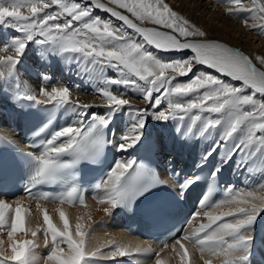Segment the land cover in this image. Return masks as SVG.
Wrapping results in <instances>:
<instances>
[{
	"label": "snow or ice",
	"instance_id": "1",
	"mask_svg": "<svg viewBox=\"0 0 264 264\" xmlns=\"http://www.w3.org/2000/svg\"><path fill=\"white\" fill-rule=\"evenodd\" d=\"M219 2L232 5L226 9L227 15L264 35V0ZM0 26L18 33L0 45V86L11 84L14 99L21 106L25 102L50 106L52 116L33 133L34 138H44L30 144L31 151L25 152L14 140L0 136V143L17 147L33 165L25 196L86 207L87 189L78 183L77 172L82 162L99 163L108 145H115L121 153L136 147L144 140L150 119L174 121L182 138L194 133L214 138L211 151L203 157L205 162L219 149L222 163L239 157L238 170H246L253 179L260 177L243 190L228 186L223 189V198L214 201L215 176L220 168L212 173L213 183L186 224L198 217L207 222H201L190 234L182 231L170 238L179 264H194L185 241L199 251L203 264H212L206 253L223 257V264H250L254 226L264 215V194H258L264 193V55L251 56L210 38L166 0H0ZM31 43L38 46L42 63L50 64L59 57L67 69L75 66L84 78L95 81L91 94L100 96L103 103H80L79 97L73 98V89L79 92V85L56 86L58 82L53 84L46 72L40 74L37 92L18 70ZM201 66L212 71L201 70ZM130 93L146 106L134 105ZM62 109L74 119L45 135ZM94 109L105 111L101 114ZM121 112H126L130 121L117 140L110 125ZM198 179L192 176L178 184V197L182 199ZM165 184L166 180L151 172L148 164L121 158L93 190L104 191L95 198L106 205L102 211L111 217L117 208L131 209L140 197ZM47 186L58 190H43ZM225 205L227 210L218 214L207 210ZM58 212L62 229L46 209L43 225L33 229L26 226L29 210L22 198L10 203L0 197V235L6 234L9 242L3 247L5 241L0 240V264H99L101 259L145 254H152L155 264H168L160 258L169 247L167 241L159 251L114 239L89 250L83 217L78 218L74 236L63 208ZM91 218L89 214L88 220ZM41 230L47 249L43 258L35 239H16L21 232L35 238Z\"/></svg>",
	"mask_w": 264,
	"mask_h": 264
},
{
	"label": "bare ground",
	"instance_id": "2",
	"mask_svg": "<svg viewBox=\"0 0 264 264\" xmlns=\"http://www.w3.org/2000/svg\"><path fill=\"white\" fill-rule=\"evenodd\" d=\"M174 9L180 12L186 18H189L193 23H196L198 26L203 28L210 38H215L220 40L221 42L227 43L230 46L239 48L243 50L246 54L251 56H255L257 54L264 55V35L259 34L256 31L249 30L243 25L241 19L236 18L234 16H229L226 14V9L232 5L228 3H221L219 0H166ZM245 6H248L245 4ZM24 12L27 11L26 9L23 10ZM26 14V12H25ZM98 14L104 17L105 19L108 18L107 14L99 11ZM147 26L151 27V24ZM8 28H3L0 26V45L4 42L10 41L8 39ZM18 35V33H16ZM37 45L35 43H31L29 45L28 50L26 51L24 57L21 60V63L18 65V70L20 76L23 80L28 81L38 92L39 87L37 84L41 82L40 74L42 72H46L50 77L51 81L54 80H61L68 84H76L80 86V91L77 92L73 89V98L79 97L80 103H90V104H101L103 103L102 98L100 96L91 94L93 91L95 81L90 82L89 79L84 78L73 66L71 70L65 67L64 62L61 58H53L52 61H57V67L51 69L52 66L54 67V63L52 61L50 64H46L47 70L43 69L45 65L42 63L37 54ZM3 54V53H0ZM52 64V65H51ZM201 70L205 71H212L207 69L205 66H201ZM77 73V74H75ZM113 74V73H112ZM56 82V81H55ZM59 83V82H58ZM57 83V84H58ZM63 83V82H62ZM54 84V83H53ZM62 85V84H61ZM58 85V86H61ZM0 108H9L10 106L14 105V107L21 106L20 103L14 99V92L13 86L11 84L5 86H0ZM90 91V92H89ZM131 98V102L138 106L143 107L144 105L141 103L142 101L137 99L135 95L129 94ZM98 111V109H94ZM100 112V111H99ZM74 116L67 110H63L62 116L60 117L59 121L56 123L54 130L59 129L60 127H64L67 124H70ZM15 121L19 123L18 114H10L6 113L3 110H0V123L3 125L4 131L13 139L21 140V136L19 133V129L15 127H8V124ZM130 121V117L127 115L126 112H121V114L116 119V125L114 133L116 134V139L118 140L119 135L126 130ZM151 122V121H150ZM172 124V123H171ZM148 132L145 131V137H152L156 140L159 150L161 151V146L168 148L167 151L172 153L173 155H179L183 161H193L199 162L203 159L204 155L211 151L212 144L214 143V138L210 137L206 140V147H203V138L200 137L198 134L194 133L190 139L194 140L196 138L195 143L193 145H187L184 148L182 145H178L177 143L173 146H169L168 137L166 134L170 131V128L163 126L161 123H150L148 122ZM172 126V125H171ZM111 129V125H110ZM152 129V130H151ZM175 130V129H174ZM112 131V130H111ZM175 133V131H173ZM179 139V138H178ZM161 140H163L161 142ZM179 143V142H178ZM186 145V144H185ZM114 146L115 153H116V161L117 159H131L132 158V151L134 148L130 149L127 152L121 153L117 150L116 146ZM161 154V153H160ZM169 155V154H168ZM176 156L173 159V164L177 165L175 160ZM213 156V164L215 168H224L228 167V186H235L238 189H245V186L251 183L257 182L260 177L256 175V178H252L249 176L246 170L240 169L238 170L237 164L239 163V157H233L227 163H222L223 157L219 149L216 150L212 154ZM169 160V159H168ZM115 161V162H116ZM163 174H166V170H162ZM231 179V180H229ZM264 194V193H258ZM104 195V191L100 193V196ZM11 203L13 199H8ZM41 206L39 209L37 208V204ZM87 206H68V205H50L42 202H31L30 200L23 199V206L29 210V214L27 216V227L36 228L37 225H43V210H47L50 217L52 218L53 222L56 226L60 229L63 228V222L60 219L58 209L63 208L65 213L68 216L71 231L73 232L74 236L76 234V224L78 222V218L83 217V222L87 226L88 229V236L86 238L87 248L89 250L95 248L99 244H103L108 240H116L117 242H122L127 244L131 242L133 245L140 244L142 248H146L151 246L153 249L159 251L160 248L163 246L148 242L142 239L135 238L122 229V222L117 218H112L107 216L103 211V207L106 205H101L98 200L90 199ZM227 205L223 206L221 209H210L209 211H214L215 213H219L221 211L227 210ZM91 214V220H88V215ZM203 222H207L206 218H203ZM101 221L105 223L102 224ZM201 223V222H200ZM199 223V224H200ZM102 224V227L99 225ZM104 225V226H103ZM261 225L264 226V215H261L254 226V234L256 232L257 227ZM95 229V231H92ZM17 240H24V239H35L39 244V248L37 249L38 254L43 258L44 252H47V249L44 247V232L41 230L37 237L33 238L30 235H26L25 233L21 232L16 237ZM0 240H4L5 243L3 247L8 246V241L6 238V234L0 235ZM50 240V237H49ZM260 240L264 244V235L260 237ZM189 248V251L192 256V260L194 264H203V260L200 258L199 251L190 243L185 242ZM171 243H169V247L165 248L163 252L160 253V258L164 259L168 262V264H179V257L177 253L171 248ZM62 247H65L62 245ZM179 248V245H177ZM261 259H258L257 255L252 258L251 264H264V253L260 251ZM207 258H210L214 264H223V257L217 256H210V254H205ZM152 257V254H145L142 256H135L132 258L129 257H117L115 260H103L101 259L99 264H124L127 262H134L137 264H155V261Z\"/></svg>",
	"mask_w": 264,
	"mask_h": 264
},
{
	"label": "rangeland",
	"instance_id": "3",
	"mask_svg": "<svg viewBox=\"0 0 264 264\" xmlns=\"http://www.w3.org/2000/svg\"><path fill=\"white\" fill-rule=\"evenodd\" d=\"M26 12V14H27V11H25ZM4 28V27H3ZM7 29V28H6ZM8 36V39L10 38V37H12L13 35H16V32H15V30L14 29H9L8 28V34H7ZM38 47V46H37ZM57 58V57H56ZM55 62V63H54ZM54 63V67L52 66V68L51 69H54V68H56L57 67V61H52V64ZM51 64V65H52ZM44 67V69H46L47 70V66H46V64L43 66ZM55 70V69H54ZM75 74H77V73H75ZM109 75H112V73L111 72H109L108 73ZM180 79H186V78H180ZM52 83H57V81L55 82H52ZM61 84H63L62 82H59L58 84H56V86H58V85H61ZM37 88H39V87H37ZM144 106L143 107H145L146 105L143 103V102H141ZM101 110V113H103L105 110L104 109H100ZM99 109H98V111H100ZM120 114V113H119ZM153 122L154 123V121L155 120H149V122ZM150 122V123H151ZM157 123H161L163 126H165V127H167V128H169L170 126H171V123H172V121H168V122H157ZM147 127V126H146ZM176 127H177V124H176V122H174L173 123V128H172V131H175V133H173L172 134V136H171V142L173 141V143H177V144H183V146L185 145V144H187V143H189L188 141H191V139H192V137H191V139L190 138H182V136H181V134L180 133H178L177 131H176ZM148 128V127H147ZM146 128V129H147ZM114 129V128H113ZM175 129V130H174ZM179 138V139H178ZM203 138V140L204 141H206V140H208L209 138H207V139H205L204 137H202ZM179 142V143H178ZM194 143V142H193ZM192 143V144H193ZM101 223L102 224H104L105 222L104 221H101ZM104 226V225H103ZM42 252H44V254H45V251H42Z\"/></svg>",
	"mask_w": 264,
	"mask_h": 264
}]
</instances>
